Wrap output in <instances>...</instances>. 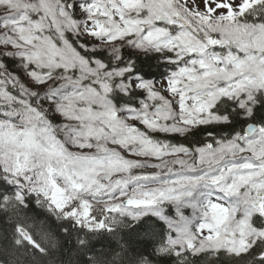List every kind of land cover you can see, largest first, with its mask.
Returning a JSON list of instances; mask_svg holds the SVG:
<instances>
[{
  "label": "snow or ice",
  "instance_id": "obj_1",
  "mask_svg": "<svg viewBox=\"0 0 264 264\" xmlns=\"http://www.w3.org/2000/svg\"><path fill=\"white\" fill-rule=\"evenodd\" d=\"M0 264H264V0H0Z\"/></svg>",
  "mask_w": 264,
  "mask_h": 264
},
{
  "label": "trees",
  "instance_id": "obj_2",
  "mask_svg": "<svg viewBox=\"0 0 264 264\" xmlns=\"http://www.w3.org/2000/svg\"><path fill=\"white\" fill-rule=\"evenodd\" d=\"M154 70H155V69H154ZM160 70H161V71H164L163 68H161ZM62 235H63V234H62ZM138 246H139L140 248H144L146 245H145V244H139ZM97 247H98V250H99V247H100V246L98 245Z\"/></svg>",
  "mask_w": 264,
  "mask_h": 264
}]
</instances>
